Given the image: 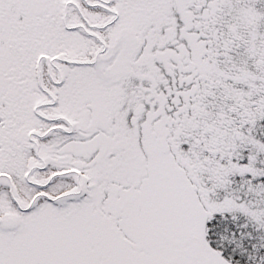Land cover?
Here are the masks:
<instances>
[{"label": "snow or ice", "instance_id": "snow-or-ice-1", "mask_svg": "<svg viewBox=\"0 0 264 264\" xmlns=\"http://www.w3.org/2000/svg\"><path fill=\"white\" fill-rule=\"evenodd\" d=\"M0 264H264V0H0Z\"/></svg>", "mask_w": 264, "mask_h": 264}]
</instances>
